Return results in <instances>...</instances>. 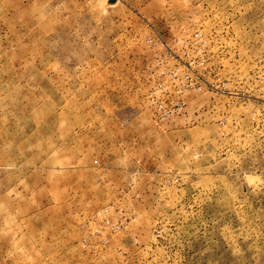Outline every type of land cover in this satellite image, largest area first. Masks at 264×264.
<instances>
[{"label":"rangeland","instance_id":"1","mask_svg":"<svg viewBox=\"0 0 264 264\" xmlns=\"http://www.w3.org/2000/svg\"><path fill=\"white\" fill-rule=\"evenodd\" d=\"M0 264H264V0H0Z\"/></svg>","mask_w":264,"mask_h":264}]
</instances>
